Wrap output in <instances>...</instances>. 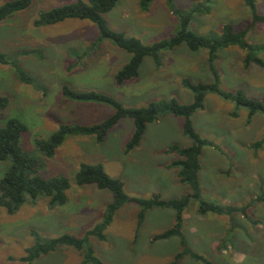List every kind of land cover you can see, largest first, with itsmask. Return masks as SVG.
<instances>
[{
	"label": "rangeland",
	"instance_id": "1",
	"mask_svg": "<svg viewBox=\"0 0 264 264\" xmlns=\"http://www.w3.org/2000/svg\"><path fill=\"white\" fill-rule=\"evenodd\" d=\"M10 0H0V5ZM30 7L0 24V52L15 57L18 66L45 87V94L32 85L20 83L10 66L0 65V97L9 101L0 111V125L7 119L19 120L27 129L21 147L34 154L33 141L46 139L60 125H92L106 120L113 110L105 105L71 102L61 95L66 85L73 91H96L106 94L124 107L144 108L150 103L164 105L174 100L191 103L193 96L181 83H212L205 54L188 52L185 47L160 54L157 65L144 58L138 77L116 86L113 76L130 56L123 50L103 42L90 52L97 37L96 27L88 21L65 20L61 23L34 27L40 11L74 3L78 0H31ZM87 2V0H81ZM209 2V3H207ZM176 9L188 10L197 4L208 7L192 22V30L208 37H218L224 25L235 32L250 24L248 8L242 0H173ZM256 9L264 15V0H256ZM107 26L143 44L169 39L176 31L175 18L165 0H156L142 11L139 0H119L105 15ZM251 47L222 49L218 54L220 90L234 93L242 90L251 100L264 104V23L252 27L245 37ZM2 49V50H1ZM24 51H38L22 55ZM88 56L76 63L78 56ZM260 59L263 66L250 63L246 55ZM99 106V107H97ZM196 132L211 146L204 147L198 175L204 200L221 206L245 208L235 213L230 226L228 216L199 215L191 201L183 211V235L190 250L211 264H264V203L256 199L264 191V115L256 113L248 119V110L214 94L204 98L203 109L192 118ZM183 120L162 116L148 125L137 149L124 155V145L132 133V122L122 120L114 126L102 143L92 137H66L54 157L46 159L37 153L44 165L42 175H63L69 181L67 203L49 210L46 202L25 204L14 215L0 209V264L19 262L33 245L31 232L43 238L62 234L82 235L102 217L111 201L107 191L95 187H79L74 174L79 164H100L110 177L120 179L128 197L147 199L156 194L162 200L179 199L189 194L187 185L177 178V170L169 168L176 156L167 153L171 146L185 147L189 141L182 133ZM260 144L257 149L256 145ZM3 166L0 165V173ZM139 208L123 206L113 217L104 234L106 242L91 239L96 257L102 264H168L181 251L178 239L152 242L153 236L172 227L174 212L157 209L146 212L147 220L138 225ZM191 227L198 232H193ZM81 256L62 246L39 256L33 264H80ZM181 264H201L186 257Z\"/></svg>",
	"mask_w": 264,
	"mask_h": 264
},
{
	"label": "trees",
	"instance_id": "2",
	"mask_svg": "<svg viewBox=\"0 0 264 264\" xmlns=\"http://www.w3.org/2000/svg\"><path fill=\"white\" fill-rule=\"evenodd\" d=\"M156 0H139L142 11L148 10ZM248 8L250 24L244 31L235 32L229 24L221 29L220 36L208 37L193 31L192 22L195 17L208 13V7L197 4L188 10L176 9L173 0H165L169 13L175 18L177 29L166 40L154 42L150 45L143 44L135 37H127L124 33L110 29L106 24L105 15L108 14L119 0H78L74 3L53 7L46 11H40L33 21L34 27H45L61 23L65 20H80L92 23L98 32L97 37L90 44V52H94L105 41L129 54L128 62L123 65L113 76L116 86L138 77L140 66L146 57H150L159 65L160 54L164 51H172L178 47H185L188 52L205 54V63L211 74L212 83H191L188 79L182 80L181 85L192 93L193 99L189 104H179L172 100L164 105L150 103L144 108L124 107L112 97L93 90L73 91L66 85L60 88L63 98L76 103H90L105 105L113 110V113L104 121L92 125L64 124L51 133L46 139H35L33 147L35 153H28L21 147V140L26 133V127L17 119H7L0 125V165L3 166L0 173V209L7 215H14L25 204L35 205L43 200L49 210L64 206L67 201L69 181L63 175H55L45 178L42 175L44 165L37 153L46 158L54 157L56 149L63 143L66 137H92L96 143H102L110 130L122 120L132 122V133L124 145V155L136 149L145 134L146 127L160 119L170 115L183 120L182 133L189 141L188 146H171L167 149L168 154L176 156L169 168L177 170V178L181 184L187 185L189 194L173 200H162L159 195L153 194L147 199L131 198L125 194L123 182L110 177L100 164H79L74 174V183L79 187L92 186L96 189L107 191L111 195V201L105 206L101 220L91 229L87 230L82 237L62 234L55 238H43L32 231L33 245L27 250V254L19 259L24 264H33L41 255L56 251L62 246L72 248L81 256L80 264H102L96 257L91 239L97 242H106L104 231L111 224L113 217L123 206L133 204L139 208L137 214L138 225L143 221L146 212L157 209H169L174 212L172 227L152 237V242L166 241L172 238L178 239L181 251L173 256L168 264H181L182 260L189 257L201 264H211L202 256L189 249L183 235V211L191 201L196 203L199 215L212 214L216 216H228L230 226L233 227V215L244 214L247 207L237 209L232 206H221L204 200L198 179L201 170L200 156L204 147L211 144L203 139L193 126V116L204 106V98L207 94H214L226 101H231L237 106L248 110V119L256 113L264 115V104L248 99L242 90L234 93L220 90V74L217 68L218 54L222 49L238 47L241 50H250L251 47L245 41L247 32L257 24L264 23V15L256 9V0H242ZM31 0H10L0 5V24L8 21L17 13L27 10ZM209 3V2H207ZM22 55H35L38 51H24ZM88 56L84 52L75 60L80 63ZM263 66L260 59L251 54L245 57V66L250 63ZM0 65L10 66L15 78L22 84L32 85L45 94L44 85L23 71L17 64L15 57H10L0 52ZM9 101L6 97H0V111L7 109ZM264 142V140H263ZM260 144L256 145V149ZM264 203V191L256 199Z\"/></svg>",
	"mask_w": 264,
	"mask_h": 264
},
{
	"label": "crops",
	"instance_id": "3",
	"mask_svg": "<svg viewBox=\"0 0 264 264\" xmlns=\"http://www.w3.org/2000/svg\"><path fill=\"white\" fill-rule=\"evenodd\" d=\"M1 50H2V49H1ZM97 107H99V106H97ZM143 138H144V136H143ZM143 138H142V141H143ZM142 141H141V142H142ZM141 142H140L139 145H141ZM138 147H139V146H138ZM138 147H137V148H138ZM137 148H136V149H137ZM201 159H202V155L200 156V159H199V160H200V163H201ZM150 214L152 215V211L150 212ZM148 215H149L148 213H147L146 215H144V220H147ZM183 221H184V220H183ZM192 229H193V228L191 227V230H192ZM192 231H193V232H198V230H195V229H193Z\"/></svg>",
	"mask_w": 264,
	"mask_h": 264
}]
</instances>
